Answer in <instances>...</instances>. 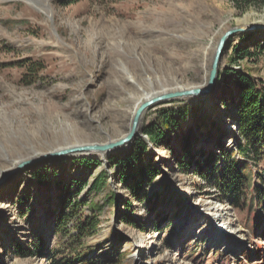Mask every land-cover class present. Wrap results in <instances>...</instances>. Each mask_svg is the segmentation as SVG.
Instances as JSON below:
<instances>
[{"label":"rangeland","instance_id":"rangeland-1","mask_svg":"<svg viewBox=\"0 0 264 264\" xmlns=\"http://www.w3.org/2000/svg\"><path fill=\"white\" fill-rule=\"evenodd\" d=\"M63 1L0 0V179L23 161L125 137L144 100L123 67L148 93L202 87L221 35L239 24L264 23V5L238 11L231 0ZM248 34L264 48V33ZM242 36L228 42L219 71L242 70L264 88V57L231 63L233 48L245 44ZM25 61L40 66L28 83ZM229 86L222 74L211 94L164 101L144 113L141 126L159 109L187 110L165 130V146L149 145L142 165L157 171L141 182L136 198L107 162L130 145L105 157L75 152L42 160L10 176L0 185V264H52L73 253L96 264H264V206L239 208L234 197L225 201L174 162L211 148V135L220 130V145L230 148ZM84 158L99 164L78 163ZM247 167L254 174L263 169L264 155ZM34 170L48 188L33 181ZM100 175L104 183L90 189ZM73 181L80 182V189H69L78 213L96 220L84 236L72 225L61 234L52 225L59 208L53 184ZM15 246L30 253L14 254Z\"/></svg>","mask_w":264,"mask_h":264},{"label":"trees","instance_id":"trees-1","mask_svg":"<svg viewBox=\"0 0 264 264\" xmlns=\"http://www.w3.org/2000/svg\"><path fill=\"white\" fill-rule=\"evenodd\" d=\"M69 0H64V2ZM238 11L249 7H259L264 5V0H231ZM252 34L243 35L241 38L245 42L243 46H237L232 50L231 63L240 61H252L264 57V48L257 42H249ZM25 77L24 83L36 78V73L40 66L33 62H24ZM223 74L229 86V93L224 94L228 103L232 105V129L231 146L228 148L224 144L220 145V137L224 132L221 130L217 135H211V148L191 154V160L178 161L175 164L188 171L191 176L198 177L209 186L221 193L225 201L231 202L237 207L243 208L251 206L254 210L264 206V168L255 174L248 170L247 166L256 159L259 154L264 155V88L261 82L252 78L251 75L242 70L224 68L219 71L218 78ZM226 105L227 102L223 100ZM185 107L159 109L155 113L152 122L141 126V136L136 138L121 155H110L107 158L109 168L113 169L117 179L124 183L133 197H138L140 184L145 179H149L156 168L149 165H142V159L149 149V145L165 146V130H171L177 123L186 118ZM213 125V124H212ZM183 145L184 143L181 142ZM247 160V162H245ZM78 163L84 165H98L95 160L82 159ZM33 181L41 188H48L49 181H46L37 170L30 173ZM260 183L259 185L254 180ZM127 181H130L127 183ZM52 183V182H51ZM104 183L103 176L90 189H97ZM53 184V183H52ZM72 187L80 189V182L73 181L66 185L61 182L53 184L56 189V199L59 201L55 212L51 214L53 226L57 233H64L70 225L76 236H84L94 229L96 220L92 216L85 217L80 214L78 201L74 197ZM75 188V189H76ZM121 220L126 224L135 225L127 216H122ZM14 254L30 253L22 246H15ZM119 260L101 262L100 264H118ZM52 264H96L83 254L73 253L69 260L65 262L52 261Z\"/></svg>","mask_w":264,"mask_h":264},{"label":"water","instance_id":"water-1","mask_svg":"<svg viewBox=\"0 0 264 264\" xmlns=\"http://www.w3.org/2000/svg\"><path fill=\"white\" fill-rule=\"evenodd\" d=\"M248 33H259V34L264 33V23L262 22L243 23L241 25L239 24L236 27L225 31L217 42L214 55L212 58V62L210 65V71H209L207 83L202 87L192 88L188 90L180 89L177 91L168 92L161 94L159 96L152 97L148 100H144L136 109L133 115V120L131 123L129 133L125 137L114 142H108L107 144L104 145H87V146L69 148L66 150H61L58 153L42 156L37 160L23 161L19 163L14 170H12L6 176L0 179V185L5 183L7 179L10 176L14 175L15 173L21 171L26 167L32 166L42 160L65 157L66 155L75 152L104 154V156H106L107 154H110L115 151H120L123 148L128 147L136 138L141 136V122L143 115L154 104L172 99H177V98H193L197 96L201 97L211 94L218 82L220 61L223 51L225 50L228 42L231 40V38L235 36L245 35Z\"/></svg>","mask_w":264,"mask_h":264},{"label":"bare ground","instance_id":"bare-ground-1","mask_svg":"<svg viewBox=\"0 0 264 264\" xmlns=\"http://www.w3.org/2000/svg\"><path fill=\"white\" fill-rule=\"evenodd\" d=\"M123 69H125L126 74L129 76V77L127 78V80H128L129 82L133 83L134 86H135L136 88H138V90H140V92L143 94V100H148V99H150V98H152V97H155V96H159V95H161V94H158L157 92H154V93H148V92H146V91L142 88V86H140V84L137 83L136 80H135V79L129 74V72L126 71L127 68H124V67H123ZM144 82H149L148 84H149L150 86H151V84L153 85V83H154V82L151 83L152 81H151V79H149V78H146ZM156 82H158V80H157ZM101 155H102L103 157H105L104 154H101ZM232 228H234V227L231 226L230 229H232ZM225 229H226V228H225Z\"/></svg>","mask_w":264,"mask_h":264}]
</instances>
